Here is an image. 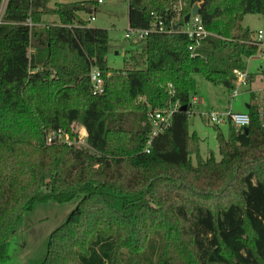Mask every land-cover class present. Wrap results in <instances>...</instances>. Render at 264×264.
<instances>
[{
	"label": "trees",
	"instance_id": "trees-1",
	"mask_svg": "<svg viewBox=\"0 0 264 264\" xmlns=\"http://www.w3.org/2000/svg\"><path fill=\"white\" fill-rule=\"evenodd\" d=\"M200 3L208 34L190 38L185 17ZM96 9V0L54 8L48 0H6L0 264L35 202L76 198L41 264H264V96L261 106L247 105L248 133L228 124L225 137L213 125L220 160L201 156V139L188 126L196 75L232 90L258 53L255 32L242 22L264 15V0H128L129 27L146 29L160 18L179 28L134 42L141 51L120 69L108 65V29L87 22ZM48 15L57 20L46 22ZM93 68L105 81L102 93L93 92ZM176 104L187 110L173 113L146 152L149 113ZM76 123L87 146L47 143L58 129L77 139Z\"/></svg>",
	"mask_w": 264,
	"mask_h": 264
},
{
	"label": "rangeland",
	"instance_id": "rangeland-1",
	"mask_svg": "<svg viewBox=\"0 0 264 264\" xmlns=\"http://www.w3.org/2000/svg\"><path fill=\"white\" fill-rule=\"evenodd\" d=\"M86 0H48V6L54 8L57 4L80 2ZM95 1V0H94ZM94 11L96 19L91 26L108 29L110 46L108 65L120 69L124 67L129 55L141 51V46L135 44L133 39L125 37L128 32V0H104L96 4ZM46 22H54L57 16L44 17ZM243 26L253 32L264 29V15L248 14L242 22ZM254 35V34H253ZM264 71V60L259 57L249 58L246 71L254 74V82L250 85L242 84L235 88L239 95L232 99V90L220 84H213L203 75L197 74V90L193 96L202 100L189 116L188 126L191 133H196L200 139V154L203 158L214 156L220 160L218 131L202 117V113L210 110L219 112L231 108L233 112H248V104L252 102L262 105L264 96V82L261 80L260 71ZM253 91H251L250 90ZM254 98H253V96ZM225 137L230 134L228 124L220 126ZM74 129L83 132L78 123ZM192 160L196 163L195 155ZM78 198L58 202L56 200L37 201L33 209L25 213L19 220L16 228L10 235L7 243V258L3 264H41L46 256L50 235L54 230L63 225L71 211L76 207ZM126 255V252H123Z\"/></svg>",
	"mask_w": 264,
	"mask_h": 264
},
{
	"label": "built area",
	"instance_id": "built-area-1",
	"mask_svg": "<svg viewBox=\"0 0 264 264\" xmlns=\"http://www.w3.org/2000/svg\"><path fill=\"white\" fill-rule=\"evenodd\" d=\"M104 0H96V4L103 3ZM6 5V0H3L0 9V17L2 16L3 10ZM177 8L181 9V2H178ZM96 19L95 14L89 15L87 17V22L91 24L92 21ZM1 24V18H0ZM176 23H172V25L167 26L166 23L162 19H155L151 26L146 29H137V28H128V32L125 37L127 39H133L134 42L145 39L151 33H165L175 31ZM172 26V27H171ZM182 32L188 34L190 38H202L208 34L206 31L202 18L200 14L195 16L191 15L189 21L182 28ZM253 43L257 45L259 48L258 53H256L253 57H259L264 60V29H259L254 33ZM251 57V58H253ZM261 80L264 82V71L260 72ZM91 82L93 85L94 94L102 93L105 88V81L102 77L101 71L97 68H93L90 74ZM250 82V73L246 71H238L237 72V80L235 82L234 88L232 90L231 98L234 99L239 95V91L237 90V86L242 84L249 85ZM251 85V84H250ZM251 90V88H250ZM264 90V89H262ZM252 91V90H251ZM253 92V91H252ZM202 100L197 96H193L191 99V106L194 109L198 104H200ZM180 108V105L170 106L163 110H153L149 113V120L152 125V133L147 139V145L145 147L146 152H150V146L152 144V140L155 136L164 132L172 122L173 113ZM193 110H190V114ZM189 114V115H190ZM203 119H205L209 124L212 125H224L231 124L232 127L236 131H243L244 128L248 127L250 124V116L247 112H233L231 108L226 109L225 111L219 112L217 110H210L208 112L202 113ZM83 129V128H82ZM59 142V143H67L74 146H87L86 142V132L83 129V132L78 136L77 139L73 138V136L62 130H54L50 132L47 136V143Z\"/></svg>",
	"mask_w": 264,
	"mask_h": 264
},
{
	"label": "water",
	"instance_id": "water-1",
	"mask_svg": "<svg viewBox=\"0 0 264 264\" xmlns=\"http://www.w3.org/2000/svg\"><path fill=\"white\" fill-rule=\"evenodd\" d=\"M202 6H203V3L196 4L194 6V8L192 9L191 13L186 15L185 23H187L189 21L191 15L195 16V15L199 14L200 13V9L202 8ZM178 28H179V24L175 25V30H177ZM180 110L181 111H186L187 110V106L180 107ZM248 131H249V127L244 128V132L245 133H248Z\"/></svg>",
	"mask_w": 264,
	"mask_h": 264
}]
</instances>
